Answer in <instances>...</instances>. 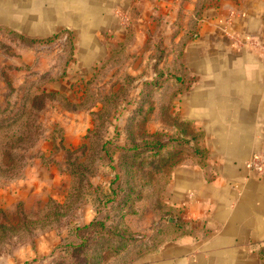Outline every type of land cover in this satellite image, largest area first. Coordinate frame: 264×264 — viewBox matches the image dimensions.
<instances>
[{
	"label": "rangeland",
	"instance_id": "obj_1",
	"mask_svg": "<svg viewBox=\"0 0 264 264\" xmlns=\"http://www.w3.org/2000/svg\"><path fill=\"white\" fill-rule=\"evenodd\" d=\"M78 1L0 0V264H141L173 242L183 55L205 19L235 52L264 46V6L233 28L240 0ZM94 5L99 27L54 17Z\"/></svg>",
	"mask_w": 264,
	"mask_h": 264
},
{
	"label": "crops",
	"instance_id": "obj_2",
	"mask_svg": "<svg viewBox=\"0 0 264 264\" xmlns=\"http://www.w3.org/2000/svg\"><path fill=\"white\" fill-rule=\"evenodd\" d=\"M263 6L264 0H240L233 28L254 33ZM54 12L62 22L92 19L97 27L107 18L95 5ZM215 26V19L203 20L199 38L183 55L188 86L177 97L176 109L198 134L200 153L173 167L164 192L166 207L192 232L160 246L141 264L264 261V173L244 167L264 139V57L253 46L239 52L226 47Z\"/></svg>",
	"mask_w": 264,
	"mask_h": 264
},
{
	"label": "trees",
	"instance_id": "obj_3",
	"mask_svg": "<svg viewBox=\"0 0 264 264\" xmlns=\"http://www.w3.org/2000/svg\"><path fill=\"white\" fill-rule=\"evenodd\" d=\"M181 133L187 134V136L189 135L188 138H189L190 146L188 147V152L184 153V157H186V156L188 157L189 154H191V153H194V154L200 153V151H199V149L197 147L198 134L196 133V131L192 130V128L189 125V130H186V126L181 127ZM176 165H178V164L177 163L174 164L173 167H175ZM173 167L169 171V176H170V173H171ZM166 208H165V213H164L165 216H166L165 222L167 223L168 226L174 228V230H175L174 238H177L181 234H190L192 232V230L184 228L183 225L180 224L178 222V220L173 216V212L169 208H167V209ZM168 218H171V220H169ZM261 264H264V261L261 262Z\"/></svg>",
	"mask_w": 264,
	"mask_h": 264
},
{
	"label": "built area",
	"instance_id": "obj_4",
	"mask_svg": "<svg viewBox=\"0 0 264 264\" xmlns=\"http://www.w3.org/2000/svg\"><path fill=\"white\" fill-rule=\"evenodd\" d=\"M264 57V46L259 47ZM245 169L256 174L264 173V139L260 149L252 154L244 163Z\"/></svg>",
	"mask_w": 264,
	"mask_h": 264
}]
</instances>
